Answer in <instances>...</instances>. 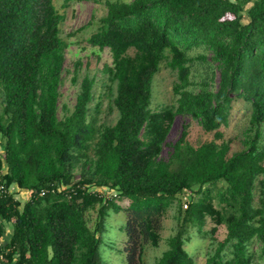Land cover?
<instances>
[{
  "label": "trees",
  "instance_id": "1",
  "mask_svg": "<svg viewBox=\"0 0 264 264\" xmlns=\"http://www.w3.org/2000/svg\"><path fill=\"white\" fill-rule=\"evenodd\" d=\"M55 1L0 0V184L29 192L24 204L12 193L0 198V264H108L100 246L110 210L127 215L122 264H146L147 246L159 247L175 203L177 232L154 264H196L185 245L189 229L204 233L207 218L212 236L222 226L227 234L205 264H264V0L106 1L88 44L112 55L103 71V85L116 90L112 126L91 111L88 74L74 110L59 118L69 44ZM208 54L220 81L215 89L209 68L196 92L193 66L208 64ZM163 64L176 73V105L154 112L152 83ZM81 67L76 62V74ZM237 101L251 111L243 148L232 153L221 129ZM179 117L196 120L213 140L193 145L185 126L169 143ZM53 184L64 189L53 193ZM42 190L49 193L41 197ZM4 222L13 225L7 243Z\"/></svg>",
  "mask_w": 264,
  "mask_h": 264
},
{
  "label": "rangeland",
  "instance_id": "2",
  "mask_svg": "<svg viewBox=\"0 0 264 264\" xmlns=\"http://www.w3.org/2000/svg\"><path fill=\"white\" fill-rule=\"evenodd\" d=\"M106 1H122L132 2L133 0H56L55 5L61 14L65 16V21L61 25V35L65 39L69 48L66 52V63L63 71V84L60 88L59 100V118L62 119L67 111L74 110L77 95L80 91V85L83 78L88 74L95 79L94 96L95 99L90 105L91 111L96 114L98 124L112 126L116 124L119 113L113 105L115 95V88L112 92L107 86L106 76L104 75V67L112 65V55L108 49L103 51L92 48L88 44V39L94 33L100 24V19L107 13ZM251 4L246 6L249 8ZM203 52L202 50L193 51L191 55H196ZM132 54V51L130 52ZM80 61L82 67L78 74L75 73V64ZM208 64L196 63L193 66L192 81L196 92L200 90V82L209 77L211 71L209 68L215 70V79L213 87L216 89L220 81L219 71L211 61V56L208 54ZM76 77V82L74 78ZM177 81L176 73L167 68L163 64L160 72L154 77L152 83V101L151 109L154 112L162 111L166 107L176 105V97L173 93V86ZM100 104L98 112H95V106ZM3 89L0 85V114L3 109ZM250 105L243 101L234 103L231 119L227 127L221 130L225 133L228 140H232V153L241 151L243 148L242 139L243 133L248 126ZM185 126L188 127L189 137L188 140L193 145H200L201 143L213 140V134H207L203 131L198 122L191 117H179L172 128L169 135L168 142H176L181 136ZM264 131V128H263ZM2 144V139L0 136ZM1 150V149H0ZM164 156H168V148L164 150ZM79 174V171H76ZM221 184L213 187V195L221 188ZM97 191L107 192L105 188L95 189ZM14 194V193H13ZM109 195H114L110 192ZM258 197H256V202ZM217 206L218 200H215ZM122 206L127 207L129 203H120ZM178 207L176 203L168 210L163 219V229L161 232L162 240L158 248H153L151 245L147 246L145 251L146 264H154L155 261L162 256L168 249V240L176 234L178 226L176 216L178 214ZM92 215V216H91ZM95 214L92 212L88 215L90 226L94 227ZM127 222V215L125 211L116 213L110 210L106 225L107 232L102 238V245L100 246V253L108 264H122L125 259L124 247L126 245V236L123 228ZM214 222L207 218L206 225L202 234L193 229H189V241L186 243L185 248L188 253L194 258L196 264H205L207 256L214 254L218 243L226 238L227 230L224 226L220 227L215 236L210 234L214 227ZM6 229V236L3 237V242L7 243V237L12 231V223L4 222ZM8 238V239H7ZM260 245L256 242L252 243L250 249L252 252H259Z\"/></svg>",
  "mask_w": 264,
  "mask_h": 264
},
{
  "label": "crops",
  "instance_id": "3",
  "mask_svg": "<svg viewBox=\"0 0 264 264\" xmlns=\"http://www.w3.org/2000/svg\"><path fill=\"white\" fill-rule=\"evenodd\" d=\"M0 154H2L3 152H4V149H3V147H2V144H1V141H0ZM5 170H6V167H5ZM11 190L13 191V193H14V196H15V199L16 200H18L19 202H21L22 204H24L27 200H28V198H29V192H27V191H20L18 188H16L15 186H12L11 187ZM3 225H4V223H3ZM4 227V226H3ZM6 229H5V227H4V238H5V236H6ZM12 234H13V227H12V231H11V233L7 236L8 238H9V240L11 239V237H12ZM7 238V239H8Z\"/></svg>",
  "mask_w": 264,
  "mask_h": 264
},
{
  "label": "built area",
  "instance_id": "4",
  "mask_svg": "<svg viewBox=\"0 0 264 264\" xmlns=\"http://www.w3.org/2000/svg\"><path fill=\"white\" fill-rule=\"evenodd\" d=\"M57 189L61 190L64 188L58 184H53L51 191L54 193ZM11 193L13 194V191L11 190V188H7V186L5 184H0V198L6 196L8 194H11ZM48 193H49V190H42L40 193V196L45 197ZM0 224H1V221H0Z\"/></svg>",
  "mask_w": 264,
  "mask_h": 264
}]
</instances>
